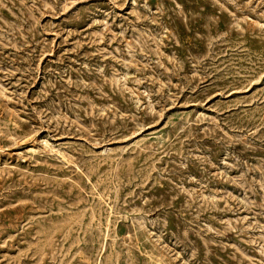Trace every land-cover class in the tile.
Segmentation results:
<instances>
[{
    "label": "rangeland",
    "instance_id": "1",
    "mask_svg": "<svg viewBox=\"0 0 264 264\" xmlns=\"http://www.w3.org/2000/svg\"><path fill=\"white\" fill-rule=\"evenodd\" d=\"M0 264H264V0H0Z\"/></svg>",
    "mask_w": 264,
    "mask_h": 264
}]
</instances>
